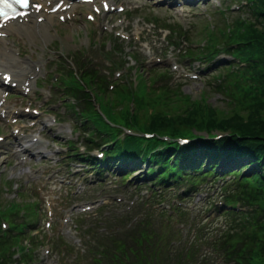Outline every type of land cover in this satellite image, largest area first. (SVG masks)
<instances>
[{
  "label": "trees",
  "instance_id": "obj_1",
  "mask_svg": "<svg viewBox=\"0 0 264 264\" xmlns=\"http://www.w3.org/2000/svg\"><path fill=\"white\" fill-rule=\"evenodd\" d=\"M247 1V14H238L231 30L226 23L218 27V33L206 29L209 32L206 53L189 51L191 56L206 62L218 53L234 57L212 79L217 86H210L224 96V109L202 98L191 100L183 94L181 85H167L172 75L166 72H154L150 80L143 75L137 86L119 84L109 90L106 78L82 55L61 75L66 98H71L79 108L70 105L74 117L87 130L88 151L102 149L107 156L104 164L122 159V164L130 167L131 162L150 157L146 178L160 184L178 180V184L196 186L198 182L194 179H180L189 172H199L201 177L230 176L224 187L226 207L220 231L213 234L211 243L202 235L208 227L203 226L197 233L209 246V252L193 242L167 250L168 235L158 226L155 213H150L144 215L130 234L114 238L104 259L94 260V264H216L219 259L222 264H264V0ZM173 26L181 33L180 25ZM108 40L109 37L105 38L103 45ZM221 45L222 48H217ZM160 82L162 87L151 86ZM122 127L172 139L178 136L196 139L195 133L200 132L227 136L220 142L201 139L200 144L196 142L183 149L173 142L163 152L154 153L163 143L161 139L145 146L143 138L124 135ZM201 154L208 158L203 159L205 162L198 161ZM193 155L197 156L194 160ZM84 160L91 161L92 157L87 155ZM245 160L250 163L240 164ZM253 164L258 169L245 175ZM3 193L0 188V212L13 225L21 219L22 209L30 210L36 205L24 202L25 193L21 194L20 203L4 198ZM177 210L183 214L182 208ZM27 240L36 247L35 239L23 232L20 235L10 232V239L0 240V264L12 262L13 248L25 252Z\"/></svg>",
  "mask_w": 264,
  "mask_h": 264
},
{
  "label": "rangeland",
  "instance_id": "obj_2",
  "mask_svg": "<svg viewBox=\"0 0 264 264\" xmlns=\"http://www.w3.org/2000/svg\"><path fill=\"white\" fill-rule=\"evenodd\" d=\"M119 3H123V0H117ZM171 2H166V0H130L127 5V10H132V14H126V22H124V29L129 31L131 34H134L131 37L130 41L123 42L125 53H129V48L131 47H139L140 52L143 53V58L145 60V65L150 69H161V70H169L174 73V79L176 81H172L173 84L182 85L181 91L183 94L190 96L191 100L197 101L201 98L205 100L207 103L209 102L212 106L220 107L222 109L226 106V100L221 93H218L209 86L207 83L208 75L204 73V67L196 62L195 64H190L191 62L185 61L180 55H182L183 48L193 46L194 49L200 50L202 53H206L207 40L208 35L206 34L208 30L214 31L218 33V27H222L225 23L229 26L231 30L233 28L234 18L238 14H247L246 8L244 6V2H248L247 0H203L200 2H192L183 4L182 0H171ZM176 1L179 2L176 4ZM248 10V9H247ZM89 9L87 8H79L78 9V19L77 21L67 22L65 24L59 23L56 18L51 19V24L48 25L47 30L48 34L45 31L44 33L47 35L45 40H42L40 36H36V40H34V44H30L27 42L25 50L27 54L30 51L37 52L39 59L41 61L44 60H54L51 64H62L65 62L68 65H72L73 63V54L78 51H85L87 57H93L96 65H105L103 71L108 68V64L105 63L104 55L101 50H113L116 48L114 42H107L106 46H100V43L103 42V33L101 29H97L94 25L90 24L86 20V14L89 13ZM252 17V16H251ZM122 18V16H120ZM118 18L114 19L112 24ZM158 22L159 26L169 27L173 29V25L178 23L181 27L182 33H186L188 35V44L182 42V47H170L167 44V41L164 40L166 38V32H163L158 29V25H155L153 22ZM164 21V22H162ZM128 27V28H127ZM174 30V29H173ZM209 34V32H208ZM140 35V39H139ZM174 35H179L183 37L184 35L179 34L176 30H174ZM113 36H115L113 34ZM187 40V39H186ZM185 41V38H183ZM139 42V43H138ZM195 43V44H194ZM225 45V44H223ZM223 46H219L217 48H222ZM163 51V52H162ZM125 53L123 54L124 58L116 57L113 60H116L120 63L127 62L128 59L125 57ZM78 55V54H77ZM146 56L150 57L147 58ZM225 56H221L217 60L221 61V66H217V70L220 71L227 66V62L231 61V58L226 56L227 60L223 61L222 59ZM157 58H161L162 62L158 63ZM27 60V58H26ZM188 60V59H187ZM219 64V63H218ZM173 65L180 66L178 70V74L182 75V69L186 68L191 71V73H201V78L199 80H191L185 79L181 77L180 79L175 78V72H173ZM145 72L143 75L145 79H151L152 75L148 73V71L144 68ZM141 70L139 71V73ZM224 72V71H223ZM139 73L135 70H128L127 75H130V78L137 82ZM225 73V72H224ZM104 74L108 75L106 72ZM137 75V80H136ZM52 76L57 78L55 71H53ZM143 76V77H144ZM126 78V77H124ZM144 79V80H145ZM115 80V79H114ZM56 82V79H55ZM52 84L45 85V89L47 92L51 93V97L49 102L46 105V109L49 112H58L59 118L65 123H57L54 128L50 132V137L54 140V144L46 150L45 157L43 155L35 156L33 159L29 158L27 163H23L18 166L19 163V153H13L15 148H13L12 143L14 142L11 139V130L9 127H6L3 122H0V136L8 137V140L5 144L0 145V178L2 177L3 181H0V186L2 187H16V192H14V188H12L13 192L3 193V197L9 200H14L16 203H20L23 199L20 197L21 195L17 194L18 184L22 186L32 185L38 188V192L41 193V202L39 207V217H43L42 224L46 221V212L44 210V194L41 192L42 189L47 184V181L53 176L54 173L58 171L67 172L71 176L77 177L80 179L82 183L87 185V191L85 193L91 192V195L87 200H97L100 198H106L107 194L115 193L111 190V185L107 184V181H114L117 184V181L113 178L112 175H107L106 180H103L101 185L97 184V178L95 173H88L87 175H83L82 168L74 163L70 165V162L62 163L59 160V157L62 154H66L65 144L68 142L74 143L78 150L81 152L84 143V134L82 131L77 132L74 130L75 124L74 121L70 118L68 110L66 112V108L56 104L55 98L57 95V89L55 87H51ZM150 85V83L148 84ZM38 87H35L37 90ZM53 106V107H52ZM52 121H49L51 123ZM55 127L60 128V131L55 130ZM73 130V134L69 135V131ZM219 132H214V135L206 134L205 132H200L196 134V142L199 143L202 141L201 139L214 138ZM199 136L201 137L199 139ZM213 136V137H210ZM212 142V141H211ZM57 148H59L57 150ZM14 150V151H13ZM16 154H19L17 156ZM51 155V156H49ZM29 156V155H27ZM197 156L193 155L191 158L194 160ZM200 157V158H199ZM198 161L208 159L207 157H203V155H199ZM32 159V160H31ZM223 159V158H221ZM203 160V162H205ZM207 161V160H206ZM247 160L241 161L240 164H249ZM45 165L47 169L51 171L50 176L48 178H43V173L45 170ZM70 166L73 169L74 173H69L67 167ZM143 167V166H142ZM256 164H253L249 169L245 172V175H248L252 171L258 169ZM144 168V167H143ZM145 169V168H144ZM4 171V172H3ZM143 171V170H142ZM2 172V173H1ZM142 177L141 175H137L133 178V180H138ZM178 179V178H177ZM9 180H13L14 183ZM8 181V182H6ZM134 181L131 182L130 185H126L125 187H121L119 190L120 193H115L118 197L122 195L123 197L130 196L129 188L133 184ZM16 184V185H15ZM119 185H122L120 181H118ZM53 185V184H52ZM50 186L47 190L53 193L54 186ZM142 186V185H141ZM66 191L63 190V204H66L65 197L68 195L65 194ZM85 194L81 198L84 197ZM26 198L24 202H33L35 197L30 192V194H26ZM172 198L175 196L172 195ZM70 200V201H69ZM68 207L74 205L75 203L82 201L83 199H77L69 197ZM111 200V205H114V202ZM144 199L136 200V204ZM128 206V202L125 201L118 207L123 209ZM58 213L60 211L57 210ZM66 213V212H64ZM61 214V213H60ZM75 220V217H73ZM74 222H72L65 234L62 235L69 242L75 243L80 239V234L76 231V228L73 226ZM171 228L176 229V223L173 221L171 224ZM41 251V250H40ZM42 259V257H41ZM50 264V263H48Z\"/></svg>",
  "mask_w": 264,
  "mask_h": 264
},
{
  "label": "bare ground",
  "instance_id": "obj_3",
  "mask_svg": "<svg viewBox=\"0 0 264 264\" xmlns=\"http://www.w3.org/2000/svg\"><path fill=\"white\" fill-rule=\"evenodd\" d=\"M168 2H171L170 0H167ZM166 1V2H167ZM45 17L46 22H44L43 24H41L39 27H37V24L35 23V21H30V23L24 25V26H20L16 29H12V31L17 32V33H25L28 35V37L33 40L34 39V34H40L43 35V39H45V37H47V35L44 33L45 31L47 32V22H49L52 18V16L48 17L44 14H41L40 17ZM16 59L12 56L9 55L8 56V62L6 63L7 65H11L14 64L13 62ZM20 62L18 61L17 64H19ZM25 64V63H24ZM15 66H11L12 71H14V73H16V71L13 69ZM17 67V66H16ZM26 69L25 65L23 68H21V71L24 72ZM25 74H22V78L24 79ZM29 149H24L21 145V155L24 156L26 155V153H28ZM39 154V152H37Z\"/></svg>",
  "mask_w": 264,
  "mask_h": 264
},
{
  "label": "snow or ice",
  "instance_id": "obj_4",
  "mask_svg": "<svg viewBox=\"0 0 264 264\" xmlns=\"http://www.w3.org/2000/svg\"><path fill=\"white\" fill-rule=\"evenodd\" d=\"M30 4L31 0H0V20L9 21L17 17L26 16V12H18L15 6L18 5L21 9H27ZM2 27H4V24H0V28Z\"/></svg>",
  "mask_w": 264,
  "mask_h": 264
}]
</instances>
